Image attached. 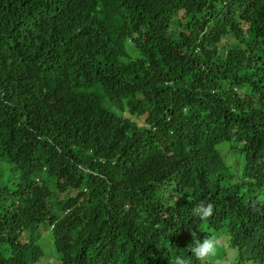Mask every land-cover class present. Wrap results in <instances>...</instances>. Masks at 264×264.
Listing matches in <instances>:
<instances>
[{"label":"trees","instance_id":"trees-1","mask_svg":"<svg viewBox=\"0 0 264 264\" xmlns=\"http://www.w3.org/2000/svg\"><path fill=\"white\" fill-rule=\"evenodd\" d=\"M261 180L264 0H0V264H264Z\"/></svg>","mask_w":264,"mask_h":264},{"label":"clouds","instance_id":"clouds-1","mask_svg":"<svg viewBox=\"0 0 264 264\" xmlns=\"http://www.w3.org/2000/svg\"><path fill=\"white\" fill-rule=\"evenodd\" d=\"M253 183H254V191L252 192L254 194L253 199L255 200L256 198L258 202H260V204L264 206V182L261 180V181H255ZM247 187L249 188V186ZM263 212H264L263 207H260L257 209L258 215H260V213H263ZM194 215L198 216L200 219H207L211 217L213 215V205L212 204L198 205L194 210ZM244 235H247V234H243V236ZM244 238H246V236ZM191 251H192L193 256L198 261H200V264H204L205 261H210L212 258L215 257L216 252H217V242L215 239H212V238L204 239L196 243L192 247ZM229 253L225 252V258L229 255ZM261 256L264 258V254L262 255L261 253L258 257H261ZM259 261L256 262L255 260V262L252 264H259ZM177 264H183V261L178 260ZM244 264H247V262H244Z\"/></svg>","mask_w":264,"mask_h":264},{"label":"rangeland","instance_id":"rangeland-1","mask_svg":"<svg viewBox=\"0 0 264 264\" xmlns=\"http://www.w3.org/2000/svg\"><path fill=\"white\" fill-rule=\"evenodd\" d=\"M131 54V56H133V57H136L137 56V53L136 52H132V53H130Z\"/></svg>","mask_w":264,"mask_h":264}]
</instances>
